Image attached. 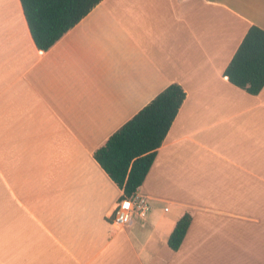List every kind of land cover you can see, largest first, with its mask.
<instances>
[{"label":"crops","instance_id":"crops-1","mask_svg":"<svg viewBox=\"0 0 264 264\" xmlns=\"http://www.w3.org/2000/svg\"><path fill=\"white\" fill-rule=\"evenodd\" d=\"M252 26L264 0H103L41 51L0 0V264H264V87L224 75ZM172 84L185 99L136 191L150 211L117 228L93 153Z\"/></svg>","mask_w":264,"mask_h":264},{"label":"trees","instance_id":"trees-1","mask_svg":"<svg viewBox=\"0 0 264 264\" xmlns=\"http://www.w3.org/2000/svg\"><path fill=\"white\" fill-rule=\"evenodd\" d=\"M101 1L19 0L32 41L41 51L50 49ZM224 75L230 84L250 95L261 91L264 87V30L255 26L249 28ZM185 96L179 85L168 86L93 153L101 169L123 191L122 198H133L143 184ZM190 223L189 214L176 223L167 240L171 251H178Z\"/></svg>","mask_w":264,"mask_h":264},{"label":"built area","instance_id":"built-area-1","mask_svg":"<svg viewBox=\"0 0 264 264\" xmlns=\"http://www.w3.org/2000/svg\"><path fill=\"white\" fill-rule=\"evenodd\" d=\"M150 211L146 198L135 194L133 198H121L118 200L110 222L117 228H125L132 220V216L145 218Z\"/></svg>","mask_w":264,"mask_h":264}]
</instances>
